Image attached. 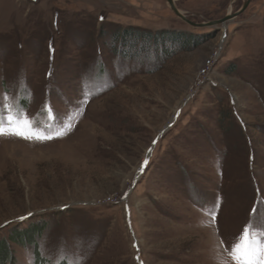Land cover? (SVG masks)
Returning a JSON list of instances; mask_svg holds the SVG:
<instances>
[{
	"label": "rangeland",
	"instance_id": "1",
	"mask_svg": "<svg viewBox=\"0 0 264 264\" xmlns=\"http://www.w3.org/2000/svg\"><path fill=\"white\" fill-rule=\"evenodd\" d=\"M174 1L188 22L166 0H0L2 114L51 137L0 136V238L41 227L0 264H235L264 216V0L210 27L190 24L244 0Z\"/></svg>",
	"mask_w": 264,
	"mask_h": 264
},
{
	"label": "snow or ice",
	"instance_id": "2",
	"mask_svg": "<svg viewBox=\"0 0 264 264\" xmlns=\"http://www.w3.org/2000/svg\"><path fill=\"white\" fill-rule=\"evenodd\" d=\"M6 101L7 97L0 93V136L15 135L24 139H51L35 131L32 127L33 122L23 115L19 118L4 116L2 111ZM254 232L257 233L255 238L253 237ZM261 232H264V216L259 217V224L250 216L249 222L244 226L239 237L233 238L231 244L230 254L235 264H264V236L259 234Z\"/></svg>",
	"mask_w": 264,
	"mask_h": 264
},
{
	"label": "trees",
	"instance_id": "3",
	"mask_svg": "<svg viewBox=\"0 0 264 264\" xmlns=\"http://www.w3.org/2000/svg\"><path fill=\"white\" fill-rule=\"evenodd\" d=\"M132 33H130L129 31L128 32H124L123 34H122V37L125 39H127V41H131L132 40V36H136V34H134V31L132 30L131 31ZM159 33H166V31H163V32H161V31H159ZM159 33H155L154 34V38L159 34ZM168 34L172 37L171 38V40H170V43H173L174 41H176L175 39H178V38H180V37H183V38H186V44H184V42H181L180 44V48L181 49H187V48H189V47H191L189 44H187L188 42H191V44H198L197 42V40H198V37L199 36H197L196 34H192V33H190V32H186V31H176V30H172L171 32H168ZM190 34H192V35H190ZM150 35H151V33H150ZM149 37V35L148 36H146V37H144V38H148ZM189 38H191V39H189ZM153 39V38H152ZM159 39V41H161V37H159L158 38ZM154 40V39H153ZM155 41V40H154ZM127 44L128 45H131L132 43H128L127 42ZM169 55H170V53L168 54V57H169ZM40 229H41V227L40 226H37V227H35V228H32L31 230H29V231H27V232H21V234H12V232H11V234H9L7 237H6V239L5 238H0V243H7L6 241L8 240L9 241V239H12V240H14L15 242H17V243H19V242H21V244L23 243V244H27V242L29 243V244H33V246L35 245V243H34V241H33V236H36V235H38L39 234V231H40ZM32 253H33V255L35 256V261H36V257H37V259H39V263L38 264H43L45 261H43V258L40 256V250L39 249H33V251H32ZM41 261H43V262H41ZM64 260L62 259L59 263L58 262H56L55 264H62V262H63ZM65 264V263H64ZM67 264V263H66ZM69 264H71V263H69Z\"/></svg>",
	"mask_w": 264,
	"mask_h": 264
},
{
	"label": "water",
	"instance_id": "4",
	"mask_svg": "<svg viewBox=\"0 0 264 264\" xmlns=\"http://www.w3.org/2000/svg\"><path fill=\"white\" fill-rule=\"evenodd\" d=\"M167 5L169 6V8L182 20L188 22L187 19L184 18V16L181 14V12H179V10L176 8L175 4L173 3L172 0H166ZM249 0H244L243 5L241 7L240 10L234 12V13H227L224 17H222L221 19L217 20V21H209V22H205L202 24H198V23H192L190 24L193 27H210V26H216L217 24L220 25H224V23L226 21H228L229 19H233L237 14H239L248 4Z\"/></svg>",
	"mask_w": 264,
	"mask_h": 264
},
{
	"label": "bare ground",
	"instance_id": "5",
	"mask_svg": "<svg viewBox=\"0 0 264 264\" xmlns=\"http://www.w3.org/2000/svg\"><path fill=\"white\" fill-rule=\"evenodd\" d=\"M173 1V3H175V1L174 0H172ZM180 12V11H179ZM228 14H229V12H228ZM230 20V19H229Z\"/></svg>",
	"mask_w": 264,
	"mask_h": 264
},
{
	"label": "built area",
	"instance_id": "6",
	"mask_svg": "<svg viewBox=\"0 0 264 264\" xmlns=\"http://www.w3.org/2000/svg\"><path fill=\"white\" fill-rule=\"evenodd\" d=\"M204 79H205V77H204Z\"/></svg>",
	"mask_w": 264,
	"mask_h": 264
}]
</instances>
